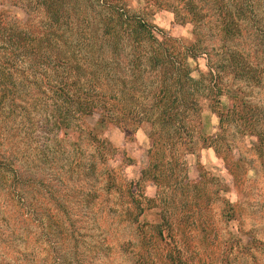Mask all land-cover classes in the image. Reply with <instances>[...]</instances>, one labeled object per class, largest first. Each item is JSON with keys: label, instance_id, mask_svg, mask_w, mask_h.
Instances as JSON below:
<instances>
[{"label": "rangeland", "instance_id": "374dc122", "mask_svg": "<svg viewBox=\"0 0 264 264\" xmlns=\"http://www.w3.org/2000/svg\"><path fill=\"white\" fill-rule=\"evenodd\" d=\"M57 8L56 24L41 0H0V264H264V0ZM156 49L195 90L170 116ZM92 86L115 107L83 119L72 99Z\"/></svg>", "mask_w": 264, "mask_h": 264}, {"label": "trees", "instance_id": "16d2710c", "mask_svg": "<svg viewBox=\"0 0 264 264\" xmlns=\"http://www.w3.org/2000/svg\"><path fill=\"white\" fill-rule=\"evenodd\" d=\"M58 1L59 0H41L42 4L47 5L48 11H49V13H51L53 19H55L56 24L58 23V19H60L61 16L65 15V11L62 10V12H61V10H59L57 8V2ZM107 1H111V0H107ZM120 15L123 16V13H121ZM139 24L148 29V25L146 24V22L144 20L139 19ZM57 30H55L53 32V34L56 37H57V33H58ZM31 39L32 38H29V36L27 35L26 32L21 31V51L25 53V50H27L26 51L27 53L32 52L34 54H37L36 53V46L30 42ZM137 39L138 38L136 37V40ZM71 52L73 53V55H76V51H71ZM152 53H154V55L150 57V62L154 64L153 67L155 70L158 67H160L159 73H161L162 76L165 77V79H166V80H164L165 85L162 88H160L159 92L156 94V97H157L156 105L159 108L161 107V111H162L161 114H164V115L166 114V115L170 116L173 109H174V105L176 103H181L182 99H186L188 97V95L192 93L191 90H193V91H195V90L191 85L189 87L186 85L187 79L189 77V73H187V70L185 71L186 73L185 72L181 73V74H179L178 77L176 75L173 76V77H175V78L172 77V79H174L175 84L174 83H173V85L169 84V81L167 80V78H168L169 74H171L173 72V69L171 70L172 72L169 71V73L167 74V71L165 70L166 67L164 66V68H163V65H162V64L167 63L165 61H162L163 60V52H160L158 49H156V52H152ZM57 55H52L53 61H55V62H53L50 59L53 62V66L55 67L56 72H57V69L63 68L66 66L63 63V60L61 58H59V59L57 58ZM5 67L6 66L4 65L3 70H5ZM184 67H185V69H187V66H184ZM29 70H28V72H29ZM212 71L213 70H209L208 73H209V75H211L212 78H214V74ZM175 72H176V70H175ZM185 78H186V81H185ZM77 83L75 81V82L71 83V85L76 86ZM215 83H217V82H215ZM66 86H67V84H66ZM78 89H80V88L79 87L77 88V90H76L77 92L79 91ZM211 89H212V91H214V89H217L216 93H211V100H213L215 106H217L216 109L218 112V109L220 108V110H221V108H222V106H219V105L223 104L221 99H220V96L223 94V89L217 88V86L215 84L212 85ZM60 90H61V92L63 91L66 98L70 101L71 100L70 93L65 91L66 89H64V88H60L59 91ZM77 92H76L74 98L72 99L75 101V111L74 112L76 114L81 113V117L83 119L87 118L88 116L94 115L95 112H97V111H99V112L101 111L103 116H107V114H108L107 112H109L111 110V108L115 107V106H113V104H111V102L107 98V97H111L110 96L111 94H108L107 92H101L98 87L92 86L91 90H87L85 92H83V90H81L78 92V94H77ZM106 93L108 94V96ZM193 94L194 93H192V95ZM249 103L250 102H248V100H243L242 105L244 106L243 108H245V109L236 114L238 116V120L240 121V124L245 127V129L241 131L244 134L253 133L254 128H255V125H254L255 122H254V117H253V114L255 112H254V110H252V107L249 105ZM191 104H192V106L197 108L198 99L197 98L193 99V102ZM211 106H212V109H214V105L212 104ZM247 106H250V108H247ZM103 110L105 111V114H104ZM197 110L199 111L198 114L201 113L200 108H198ZM231 111H234V108L227 107V109L221 110V113H222L220 116L221 125L224 124L225 120L228 121V116L230 115ZM201 120H202V117L199 116L198 120L194 122L195 126L196 125L200 126L202 124ZM64 121L66 122V126H67L69 121H68V118H66L65 116H64ZM102 121H104V118L102 119Z\"/></svg>", "mask_w": 264, "mask_h": 264}]
</instances>
